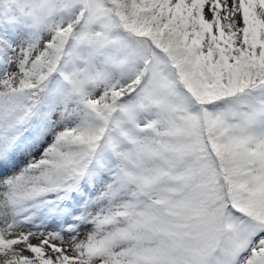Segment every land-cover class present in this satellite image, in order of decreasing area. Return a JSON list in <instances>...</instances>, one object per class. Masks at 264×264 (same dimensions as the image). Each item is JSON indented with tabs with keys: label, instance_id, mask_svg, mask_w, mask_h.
Wrapping results in <instances>:
<instances>
[{
	"label": "snow or ice",
	"instance_id": "6c2138e0",
	"mask_svg": "<svg viewBox=\"0 0 264 264\" xmlns=\"http://www.w3.org/2000/svg\"><path fill=\"white\" fill-rule=\"evenodd\" d=\"M0 264H264V0H0Z\"/></svg>",
	"mask_w": 264,
	"mask_h": 264
},
{
	"label": "rangeland",
	"instance_id": "374dc122",
	"mask_svg": "<svg viewBox=\"0 0 264 264\" xmlns=\"http://www.w3.org/2000/svg\"><path fill=\"white\" fill-rule=\"evenodd\" d=\"M35 242V241H34Z\"/></svg>",
	"mask_w": 264,
	"mask_h": 264
}]
</instances>
